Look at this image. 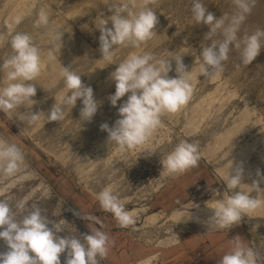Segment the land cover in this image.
Listing matches in <instances>:
<instances>
[{
    "label": "rangeland",
    "instance_id": "374dc122",
    "mask_svg": "<svg viewBox=\"0 0 264 264\" xmlns=\"http://www.w3.org/2000/svg\"><path fill=\"white\" fill-rule=\"evenodd\" d=\"M62 1L29 0L28 10L21 11L22 16L17 10L11 13L7 9L10 0H0V23L4 20L6 29L9 18L16 21L0 40V59L11 54V34L27 33L40 49L41 59L43 55L50 57L51 53L61 77L62 66L81 75L82 83L92 87L100 106L91 122L81 121L83 105L78 99L72 109L64 107L62 121L48 122L45 117L55 98L59 101L66 93L63 78L55 76L52 80L56 85L33 97L42 104L33 105L31 112H43L47 114L45 117L41 113L38 121L25 123L18 119L26 111L23 107L7 114L0 111V140L16 144L25 157L24 165L14 175L0 172V200L8 199L13 211L18 201L26 200V210L35 205L50 221L64 219L67 223L62 224L61 237L80 238L91 234L92 229L104 231L110 244L108 255L100 264H218L232 250L237 236L242 245L253 247L264 257V215L260 219L243 215L239 224L223 230L207 224L214 215L211 208L223 199L224 179L231 163L232 169L241 166L245 171L242 185L251 186L256 180L264 190V180H261L264 177V47L251 64L239 68V51L231 47L228 60L223 62V71L204 78L199 75V52L212 40H222V34L217 31L210 38L205 37L209 28L192 20L191 0H154L149 7L158 17L157 35L140 48L116 46L112 64L108 65L98 50V27L101 19L113 13L105 8L94 14L100 0H69L65 5ZM203 2L216 18L225 15L230 18L237 11L233 0ZM250 2L251 12L241 23L238 37L264 29V0ZM57 3L59 9L54 8ZM139 5L137 0L136 6ZM41 10L47 12L49 24L37 28L34 23ZM107 27H112L111 22ZM0 28L1 33L3 25ZM162 33L164 38L149 52L157 59L182 55L187 70H192V97L178 112L162 115L161 125L143 145L125 151L115 145L111 148L107 144L108 134L101 131L100 125H114L120 118L118 107L129 94L116 107L111 106L108 97L115 92V82L110 74L117 64L144 49ZM60 49L67 52L71 62L58 55ZM171 63L173 70L168 75L175 77V61ZM98 66H102L98 76L95 74L96 78L90 79ZM108 81H113V85L103 92ZM217 85L224 86L223 93L213 100L214 91H219ZM207 101L213 107L204 118L192 115L193 109L204 106ZM226 137L230 141L219 151V143ZM182 140L198 144V166L176 177L160 176V159ZM210 149H218L220 153L212 151L211 158ZM248 152L254 164L244 162ZM104 188H111L125 208L134 213V225L121 228L114 216L101 208L97 194ZM215 190L220 191L219 196ZM189 213L190 222L180 221L182 215L189 216ZM22 215L16 218L19 220ZM89 216L96 217L100 223L82 218ZM137 245L140 252L134 247ZM6 250V244L0 240V252ZM65 255L60 256L61 264L65 262Z\"/></svg>",
    "mask_w": 264,
    "mask_h": 264
},
{
    "label": "clouds",
    "instance_id": "9594fccd",
    "mask_svg": "<svg viewBox=\"0 0 264 264\" xmlns=\"http://www.w3.org/2000/svg\"><path fill=\"white\" fill-rule=\"evenodd\" d=\"M136 3L137 0H115L109 7L113 14L100 21L98 50L108 65L112 64L116 46L140 48L157 35L158 17L149 7L154 0H140L138 10ZM233 4L237 10L234 15L216 18L208 11L203 0H191L192 20L196 25L203 24L209 28L205 37L210 38L217 31L223 36L222 40H212L199 52V75L204 78H211L223 71V62L228 60L231 47L239 51L240 63L237 68L251 64L264 47V29L258 28L243 37L237 35L241 23L251 12L250 0H233ZM109 22L112 27H107ZM48 24V14L41 10L34 27H47ZM61 36L62 33L60 39ZM4 38L5 34H0V40ZM9 45L11 54L0 59V111L7 114L23 107L26 111L18 119L34 123L43 113L31 112L32 106L37 104L33 97L37 92L34 81L41 73L40 49L29 34L20 32L10 35ZM49 55L51 58V53ZM172 60L176 65L175 77L168 75L173 70ZM191 71L183 63L182 55L157 59L151 52L132 54L117 64L115 71L110 74L115 82V92L109 95L108 100L112 107H116L121 98L129 95L118 107L120 118L114 125H100L101 131L108 134L107 144L125 151L146 143L161 125L162 115L178 112L191 99ZM61 75L66 93L59 101L55 98L56 102L47 117L43 113L45 119L48 122L62 121L64 107L70 106L72 109L79 99L83 105L80 120L91 122L100 106V102L94 98L92 87L82 83L81 75L70 67L62 66ZM199 160L198 144L182 140L160 159V176L182 175L197 167ZM24 163V154L16 144L0 140V172L14 175ZM230 169L224 179L226 190L223 199L217 200L215 207L211 208L214 215L207 221L208 225L218 230L239 224L243 215L248 216L264 204V201L251 196L252 192L264 191L259 187V181L254 180L249 191H233L242 185L243 168L237 166L232 171ZM257 176H260L259 171ZM215 192L216 196L220 195L219 190ZM97 199L101 208L110 212L121 228L135 224L134 213L125 208L111 188L100 191ZM15 208L16 211H13L8 199L0 200V240L7 246L6 251L0 252V264H61V254H66L64 264H100L107 257L110 240L104 231L92 229L91 234L80 235V238L61 237L59 233L64 232L62 224L67 223L64 219L60 222L50 221L42 214L41 208L35 205L26 210V200L18 201ZM18 214H23L19 220L16 218ZM82 218L100 223L93 216ZM187 218H191L190 213ZM233 241L232 250L223 255L218 264H264L261 253L251 246L242 245L239 236Z\"/></svg>",
    "mask_w": 264,
    "mask_h": 264
},
{
    "label": "bare ground",
    "instance_id": "6f19581e",
    "mask_svg": "<svg viewBox=\"0 0 264 264\" xmlns=\"http://www.w3.org/2000/svg\"><path fill=\"white\" fill-rule=\"evenodd\" d=\"M29 0H22V1H19V0H10V2H8V4H7V9L11 12V13H13V12H17V13H19V15L21 14V11L23 12V13H26V9H27V2H28ZM69 2V0H63L62 1V5H65L66 3H68ZM115 2V0H100L99 1V6L97 7L98 9L94 12V14L95 13H98V12H100L101 10H104L105 8H107V9H109V7L111 6V4L112 3H114ZM6 4V3H5ZM4 8V7H3ZM54 8H57V9H59L60 8V5L57 3L56 5H54ZM138 8H139V6H136V9L138 10ZM6 9V10H7ZM7 10V11H8ZM17 10V11H16ZM28 10V9H27ZM25 11V12H24ZM5 14V13H4ZM11 15V14H10ZM10 15H8V16H10ZM18 15V16H19ZM22 15V14H21ZM25 15V14H24ZM12 16H13V14H12ZM23 16V15H22ZM20 17V16H19ZM19 17H16L17 19H19ZM3 19H5V18H3ZM9 19H11V18H9ZM7 20L6 21V29H5V27H4V25L5 24H3L4 23V20H3V23L0 25V27L3 25V29L1 30V33L0 34H5V36H6V33L7 32H9L11 29H12V27L14 26V21H15V19H12V20ZM6 20V19H5ZM8 22V23H7ZM16 22V21H15ZM1 29V28H0ZM164 36H165V34L164 33H162L161 35H160V37L158 38V39H156V40H154V41H151L144 49H142L141 51H139V52H137L136 54H143L144 52H149V50L150 49H152L151 47L152 46H154V45H156V43L157 42H159L162 38H164ZM158 44V43H157ZM0 45H1V43H0ZM68 51V50H67ZM68 53H70L69 51H68ZM58 55L59 56H61L65 61H67V62H71L72 60H71V58L69 57V55L67 54V52L66 51H64L63 49H60L59 51H58ZM70 60H69V59ZM101 68H102V66H98V67H95V69L93 70V74H92V78H90V79H95L96 78V76H98V74H99V72H100V70H101ZM95 74H96V76H95ZM55 76H57V77H60V78H63V77H61L60 76V71L58 70V67H57V65L55 64V61H54V59H52V58H50L48 55H43V57H42V59H41V73H40V75H39V77L36 79V81H34V83H36L37 85H36V88H37V92L36 93H38V94H43L44 92H46V91H48V89L51 87V86H53V85H56V82L54 81L53 82V80H52V78H54ZM53 82V83H52ZM29 83H31V82H29ZM106 87L104 86V90H103V92H105L107 89H109L108 87H111L112 85H113V81H108L106 84ZM224 88V86H219V85H217V90H219L218 92H215L214 91V93H213V95H212V99L214 100L215 98H216V96L219 94V93H223V91H222V89ZM66 92V91H65ZM62 95H63V93H62ZM37 97V96H36ZM61 98V97H60ZM37 104H38V107L39 106H41V104H42V102H41V104H40V102H37ZM44 104V103H43ZM213 106H212V104H210L209 103V101H207V103L204 105V106H202V107H199V108H196V109H193L191 112H192V115H195V116H197L196 118H199V119H202V118H204L205 116H206V114L209 112V111H211V108H212ZM51 109V108H50ZM49 112H50V110H49ZM49 112H48V114H49ZM47 115V114H46ZM45 115V116H46ZM200 121H202V120H200ZM227 139H225L224 141H222V142H220L219 143V146H218V149H220L219 151H221L222 149H223V146L225 145V144H228L229 143V141H230V138H231V136H230V138H228V137H226ZM219 141H221V140H219ZM255 147H253V149H254ZM217 149V150H218ZM211 150V149H210ZM209 150V151H210ZM216 149H212L211 150V153H209V155L211 156V154L212 155H214V153H212V151L214 152L215 151V153L217 152V154H218V152L219 151H217ZM224 150V149H223ZM252 150V149H251ZM220 153V152H219ZM223 153V155H225V153L224 152H222ZM207 154V153H206ZM248 155H250V152H248L246 155H244V157H243V160H244V162L246 163V164H254L255 163V160L252 158H250ZM208 156V155H207ZM220 156V155H219ZM215 157H217V156H215ZM214 157V158H215ZM211 158H212V156H211ZM210 158V159H211ZM230 171H232V169L230 170ZM244 174H245V171H243V178L242 179H244L245 178V176H244ZM243 181V180H242ZM246 181H248V180H246ZM246 181H244V182H246ZM249 182V181H248ZM247 182V183H248ZM249 189V186L248 185H241L240 186V189L238 188V191H247ZM253 198H257V199H260L261 201H264V192L262 191V192H253V194L251 195ZM136 212H138V211H136ZM181 215V214H180ZM186 214H184V216L182 215L181 217H180V221H189L190 222V219L189 218H187L188 216H185ZM189 215V214H188ZM249 215H250V217L251 218H257V219H260L261 218V216H263L264 215V204H262V206L261 207H258L257 209H255L254 211H252V212H250L249 213ZM139 252L141 251V248L137 245V246H134ZM143 251V250H142ZM146 260V259H145ZM150 260V259H149ZM151 263V262H150ZM142 264H146L145 262H143ZM148 264V263H147Z\"/></svg>",
    "mask_w": 264,
    "mask_h": 264
}]
</instances>
